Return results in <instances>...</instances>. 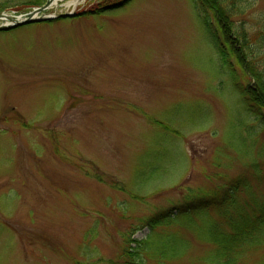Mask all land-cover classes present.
<instances>
[{"label":"rangeland","instance_id":"1","mask_svg":"<svg viewBox=\"0 0 264 264\" xmlns=\"http://www.w3.org/2000/svg\"><path fill=\"white\" fill-rule=\"evenodd\" d=\"M109 1L58 0L46 15H75L0 31V264H109L128 236L163 255L141 249L145 264H209L224 229H264V117L247 72L221 67L212 13ZM247 3L264 68V0ZM234 178L245 186L225 198ZM186 194L207 205L151 235L148 218ZM262 245L235 264H264Z\"/></svg>","mask_w":264,"mask_h":264},{"label":"trees","instance_id":"2","mask_svg":"<svg viewBox=\"0 0 264 264\" xmlns=\"http://www.w3.org/2000/svg\"><path fill=\"white\" fill-rule=\"evenodd\" d=\"M44 1L45 0H27L26 3L16 9V12H26L32 7L42 5ZM117 1L118 0H111L107 2V4H114L115 7L113 8H116ZM120 1H123V4H125L128 0ZM200 2L212 13L213 19L216 23L217 33L210 32L209 36L211 44L219 57L221 67L227 68L228 71L233 74L232 79L234 81L237 79V73H233L232 71L235 70V66L244 74L247 72L246 75L248 79L251 80V85L248 86L249 92H247L246 95L248 106L249 108L252 106L255 107L258 112H261L260 115L264 117V68L256 64L258 60V52L253 48V43L251 41L252 34L250 35L249 31L246 30L244 22L245 18L242 17L248 10L249 5L247 0H200ZM4 10L6 9L2 8L0 12ZM236 17H242V19L240 21L237 19L236 23ZM147 118L154 125L163 127L168 133L172 135L178 134L177 131L168 127L165 123L148 116ZM244 186V184L237 186V178L231 179L221 186L223 191L222 195H224L225 198H229L231 195L237 193V189ZM118 188L122 191L125 190V187L122 185ZM191 196V194H186L183 197L184 200L175 205V215L170 216L169 211L163 210L149 217L146 223L152 230L151 235L156 232L155 229L164 227L166 221H174V218L182 212H199L207 205V201H205L204 206V203H201V198L197 201H193L195 197L191 198ZM261 218L260 215L257 217L258 223L261 222ZM229 222L230 221H228V223ZM263 231L264 229H241L240 226H237V229H224L223 234L219 236V238H222L221 240L218 238L211 241L214 247L212 253H214L215 250L216 252H219L218 254H215L216 252L214 253L215 261L212 260L209 264H235L234 261L241 259L242 256L240 255L243 254L246 249L253 248L254 251L258 250L264 243ZM132 242L136 241L129 236L126 237L116 259L109 260V264H145L141 249L144 250L145 258L156 257L163 259V255L159 250L156 248H153L156 251L151 250L152 248L148 246V240L145 241L146 246L140 248L132 247L130 245Z\"/></svg>","mask_w":264,"mask_h":264},{"label":"water","instance_id":"3","mask_svg":"<svg viewBox=\"0 0 264 264\" xmlns=\"http://www.w3.org/2000/svg\"><path fill=\"white\" fill-rule=\"evenodd\" d=\"M55 0H46V2L40 6L33 8L31 12H29L26 16L21 15H8L5 13L0 14V21L3 23L0 24V31H6L9 29H13L19 26H23L26 24H31L33 22H39L47 19H53L55 17H45V16H38V14H43L42 12L46 10ZM121 4V3H119ZM118 4V5H119ZM75 14L73 13H60L56 17L58 18H66V17H73Z\"/></svg>","mask_w":264,"mask_h":264},{"label":"bare ground","instance_id":"4","mask_svg":"<svg viewBox=\"0 0 264 264\" xmlns=\"http://www.w3.org/2000/svg\"><path fill=\"white\" fill-rule=\"evenodd\" d=\"M57 1H58V0H55L54 3H56ZM54 3H53V4H54ZM49 16H50V15H49ZM52 16H53V15H52Z\"/></svg>","mask_w":264,"mask_h":264}]
</instances>
